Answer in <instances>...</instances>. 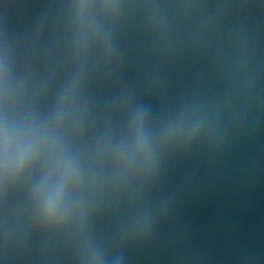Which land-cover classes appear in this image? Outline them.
Returning <instances> with one entry per match:
<instances>
[{"label": "water", "instance_id": "water-1", "mask_svg": "<svg viewBox=\"0 0 264 264\" xmlns=\"http://www.w3.org/2000/svg\"><path fill=\"white\" fill-rule=\"evenodd\" d=\"M0 264H264V0H0Z\"/></svg>", "mask_w": 264, "mask_h": 264}]
</instances>
